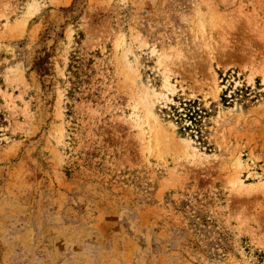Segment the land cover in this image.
Listing matches in <instances>:
<instances>
[{
	"label": "rangeland",
	"instance_id": "374dc122",
	"mask_svg": "<svg viewBox=\"0 0 264 264\" xmlns=\"http://www.w3.org/2000/svg\"><path fill=\"white\" fill-rule=\"evenodd\" d=\"M0 264H264V0H0Z\"/></svg>",
	"mask_w": 264,
	"mask_h": 264
},
{
	"label": "trees",
	"instance_id": "16d2710c",
	"mask_svg": "<svg viewBox=\"0 0 264 264\" xmlns=\"http://www.w3.org/2000/svg\"><path fill=\"white\" fill-rule=\"evenodd\" d=\"M234 78L236 77L231 74H228V76L223 78V81L227 82L226 84H229L230 86L228 87L229 89L233 85L232 83H230V81ZM248 93L249 92L245 89L237 88V90L233 92L231 98H228L227 94L224 93L225 98H223V100L226 103H229L230 100L228 99L234 100V98H239L241 96L245 97L246 95H248ZM179 103H180L179 107L170 106V110L172 112L173 117H175L178 120V122H181V123L191 122V124H189L190 126H188L186 130L196 133L197 136L203 140L202 120L205 117H207L209 113L205 109L203 108L201 109L197 101L179 100ZM181 109L183 110L182 112L180 111Z\"/></svg>",
	"mask_w": 264,
	"mask_h": 264
}]
</instances>
